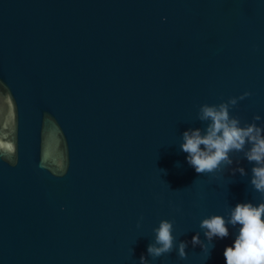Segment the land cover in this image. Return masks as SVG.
Returning <instances> with one entry per match:
<instances>
[{"label":"water","instance_id":"water-1","mask_svg":"<svg viewBox=\"0 0 264 264\" xmlns=\"http://www.w3.org/2000/svg\"><path fill=\"white\" fill-rule=\"evenodd\" d=\"M246 92L230 115L264 127V0H0V264H225L239 225L191 240L264 202L253 164L198 174L180 145ZM161 220L186 259L148 255Z\"/></svg>","mask_w":264,"mask_h":264},{"label":"clouds","instance_id":"clouds-1","mask_svg":"<svg viewBox=\"0 0 264 264\" xmlns=\"http://www.w3.org/2000/svg\"><path fill=\"white\" fill-rule=\"evenodd\" d=\"M250 93H244L239 98H229L218 105L203 104L200 106L198 119L207 121L206 129H188L183 132V143L180 145L187 153V163L198 174L212 173L222 165L231 166L232 152H243L244 158L251 164L250 184L255 191L264 198V127L258 126L259 115L253 118L252 123L241 126L238 117L230 115L238 99H244ZM203 146V147H201ZM239 163V161H236ZM232 174L239 172L241 176L247 175L243 167L231 169ZM143 218L141 217V220ZM239 225L238 234L231 245L224 249L225 264H264V202L254 205L251 202L237 203L226 220L221 215H212L203 219L199 227L203 230L208 243L200 239L196 233L191 240L193 247L200 246L202 250L208 249L214 238L224 239L229 236V227ZM140 227V223H137ZM155 232L154 242L148 245L147 253L152 258H158L171 253L174 246L180 259L187 258L186 248L188 241L175 244L173 235V222L161 220ZM140 264H148L145 256L140 257Z\"/></svg>","mask_w":264,"mask_h":264}]
</instances>
